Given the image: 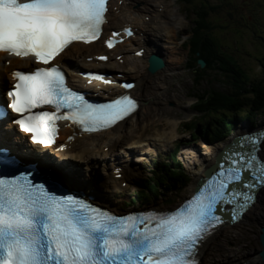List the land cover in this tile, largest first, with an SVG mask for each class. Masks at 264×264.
Wrapping results in <instances>:
<instances>
[{
	"label": "snow or ice",
	"instance_id": "snow-or-ice-1",
	"mask_svg": "<svg viewBox=\"0 0 264 264\" xmlns=\"http://www.w3.org/2000/svg\"><path fill=\"white\" fill-rule=\"evenodd\" d=\"M107 10V0H0V51L31 56L44 65L14 70L15 83L6 92L9 99L0 104V119L9 109L18 114L12 122L30 135L33 145H53L58 121L98 132L137 110V100L128 93L105 103H89L67 85L60 66L50 64L73 42L96 41ZM123 32L133 35L129 27ZM118 37L114 31L106 46L112 49L122 40ZM83 75L89 81L112 83L102 74ZM121 87L132 89L134 83ZM44 108L51 110H40ZM261 143L264 131L240 137L227 148L219 170L174 210L127 215L77 195L58 194L60 188L52 178L36 182L34 165L21 170L20 160L0 152V264H199V246L225 222L218 214L222 206L231 205L230 219L237 221L254 203L256 190L264 187Z\"/></svg>",
	"mask_w": 264,
	"mask_h": 264
},
{
	"label": "rangeland",
	"instance_id": "rangeland-1",
	"mask_svg": "<svg viewBox=\"0 0 264 264\" xmlns=\"http://www.w3.org/2000/svg\"><path fill=\"white\" fill-rule=\"evenodd\" d=\"M164 1L169 4L168 13L178 10L182 17V22L178 24L179 30L176 34V39L170 42L168 37L162 36L163 41L160 40L158 42L165 52L166 62L173 69L170 72L172 73L171 77L167 78L165 82L155 79L159 83L157 91L158 94L160 93L161 103L152 109L151 116L145 127L143 125L136 127L135 122L133 123L129 119L128 127L134 133L130 132L128 136L124 137L118 149L110 153L108 151L105 152L103 149L100 152L95 150L90 155V159L92 157L93 160L102 159L104 157L98 156L102 153L103 155H108L109 158H117L116 161L123 163V165H132L133 171L129 177L125 178L123 176L119 179L122 180L120 183L122 187H117L115 190L105 194V196L111 197L116 201L120 207L125 200L124 198L137 192V187L141 180L156 170V162H169L170 154L174 146L177 145L181 146L179 157L188 174V178L185 177V181L178 183L173 187L174 189L169 191H166L163 184L158 185L161 195L152 196L149 202L145 203L141 208L164 209V207L171 208L179 204L191 194L190 186L196 179L193 174V168L188 166L185 151L192 147L199 148L200 152L203 150L207 151L210 148L220 146L224 141H228L238 131L249 128L251 125L253 126L251 121L243 120L237 123L224 139L211 143L200 137L199 134L191 136L190 131L196 130V132H199V128L203 130L209 119L213 121V118L219 115V113L212 112L211 117H206V122L203 117L195 118L198 113L193 109L194 103L197 101L194 95L201 93L200 89L204 90V88L208 89L210 87L227 91L231 88L233 82L236 81L233 77L234 73L231 74L230 72V65L229 72H223L222 70L219 73L216 72V69L206 66L205 76L207 79L204 80L198 79L199 74L198 72L195 73L196 70L192 71L193 66L197 64L202 68L205 67L197 62L198 59L203 58L193 60L194 55L192 57L191 43H189L190 32L196 25L195 21L198 18L197 12L200 4L203 5V9L209 12L208 14L210 15L206 16V18L208 20L211 17V24H214L212 34L216 37L226 55L243 69L242 71L247 74L249 80L264 78L261 65V58L264 55V41L261 40L264 38V0H193V3H189V0ZM202 1L205 3H202ZM212 7L219 11H210ZM198 54L200 53L198 52ZM115 55L116 53H114ZM113 69L116 70V68ZM128 77L137 80V77L132 76L131 73L128 74ZM257 116L259 117L258 121L263 123L264 114H258ZM197 121H201L200 123L202 124L198 125ZM173 122H177L176 127ZM186 122L189 124L186 125ZM173 128L176 131L171 139L166 140L159 135L160 133L169 134L174 130ZM186 128L190 130L187 131L185 130ZM143 132L150 140L144 142L142 146H133L131 149L129 144L139 140L140 134H143ZM262 144L261 153L264 155V143ZM110 162H105V164L108 163L110 165L112 163ZM108 165L99 166L100 172L111 173L112 167ZM173 166L176 165L173 164ZM123 182H127V184L121 185ZM246 213L243 220L225 226L221 234L216 239H213L208 247L207 254L203 256V264H264L260 257H253L262 248L260 234L262 231L261 227L264 225V191L261 192L256 203Z\"/></svg>",
	"mask_w": 264,
	"mask_h": 264
},
{
	"label": "bare ground",
	"instance_id": "bare-ground-1",
	"mask_svg": "<svg viewBox=\"0 0 264 264\" xmlns=\"http://www.w3.org/2000/svg\"><path fill=\"white\" fill-rule=\"evenodd\" d=\"M168 9L169 4H167V2L164 0H113V3L111 4V10L108 15L109 22L105 26L106 29L110 30L112 28H122L124 26L132 25L136 29V35L126 39V41L118 45L112 51H108L110 56L113 51L116 53V60H114L111 56L107 62H99L98 65L105 68H117L119 70L118 72L121 73V78L128 76L129 73H131L132 76L137 77V86L132 93L140 100V108L136 113L130 116V118L128 117L127 119L119 122L117 125L107 131L93 134L83 133L82 135H74V133L69 130L68 127H65L63 134L61 135V139H63L62 142L66 145L64 150L53 154V149H49L46 152L50 160L52 159L55 163L62 164L61 166L63 171H65L66 168H72V173L77 180L83 176L79 171L81 166L84 165V168L88 172L92 171V176L95 179L93 186L96 187L101 194H108L109 191L115 190L117 187L120 188L119 185L122 180H118L116 178L115 172H111L109 174L106 172H100L101 170L95 167L91 162V153H93L95 150H99L98 152H100V150H102L104 147L110 150L108 153L118 149L123 138L128 136V134L132 131L128 127L129 119L132 120L133 123L135 122L136 127L142 125L145 127L149 121L148 119L151 116L152 109L161 103L160 93L158 94L157 91L159 83L155 79H160L165 82L167 78L171 77L172 73L170 72H172L173 69L166 62L165 52L158 42L160 40L163 41L162 36L168 37L170 42L176 39V34L179 30L178 24H181L182 17L178 10H174L173 13H168ZM142 47L146 48L144 55L142 57L135 55L136 50L141 49ZM103 52H105V48L102 45V41H96L95 43H91L89 45L75 43L62 53L59 60L61 61L62 65L66 67H72L73 72L70 74V81H75L77 85H83L82 80L74 72L80 71L82 67L97 65L96 62L88 63L86 61V56L100 54ZM152 54L162 55L165 58V66L153 75L148 69V59ZM117 57H120V59H117ZM10 59L12 67L17 65H26L31 61L30 58ZM4 63V53H0V87H2V84L6 79L9 69V67H7ZM115 75L117 77L118 74ZM108 91L110 90L108 89ZM173 125L176 127L177 122H173ZM5 128L10 133H14L16 135V140L14 141L24 140L26 138L19 134L16 131L15 126H12L11 124ZM173 129L174 130H172L169 134L160 133L159 135L164 139L169 140L175 135L176 129ZM241 131H243L241 133H244V131L247 132L246 130ZM238 134L239 133L236 135ZM73 135L74 138L72 140H66L69 136ZM149 140L150 139H148V137L145 136V133L143 132V134H140L139 140L130 143L129 146L130 148H133V146H142L144 142ZM226 142L228 141L222 142L220 146L210 148L207 151L203 150L204 152H200L199 148L193 147L188 148L185 151V157L188 162V166L193 168V174L196 178L194 183L190 186L191 194L195 192L198 182L203 176H205V171L213 165L218 155V151L220 152L221 148L226 146ZM261 150L262 147L259 149V155L262 157ZM98 156H104L108 158V155H103L102 153ZM109 160L112 162L110 165L113 166V171L116 169H122L121 172H123L126 177H129V175L132 173L133 167L131 165L123 166L119 162L114 161V157L109 158ZM88 174L91 175L90 173L86 172V177ZM86 179L87 178H81L79 184H82V182H84ZM262 191H264V187H262L257 192V198L260 196ZM105 202L114 205V208H118L116 201L111 199V197L107 198V196H105ZM176 207H178V204L171 208L164 207V209H157L161 211L170 210ZM246 214L247 213L245 212L241 220L245 218ZM228 225L230 224H223L221 229L215 230L212 235L205 239L199 246V264H203V256L207 254L208 247L210 246L213 239H216L221 234L222 229ZM253 257L257 258L259 257V254H256Z\"/></svg>",
	"mask_w": 264,
	"mask_h": 264
},
{
	"label": "trees",
	"instance_id": "trees-1",
	"mask_svg": "<svg viewBox=\"0 0 264 264\" xmlns=\"http://www.w3.org/2000/svg\"><path fill=\"white\" fill-rule=\"evenodd\" d=\"M189 3H193V0H189ZM202 3L205 2L202 1ZM198 7L196 25L191 29V35L189 36L192 57L194 55L193 60L203 58L206 61V66L216 69L217 73L222 70L223 72H229L230 65V72L231 74L234 73L233 77L236 79L227 91L210 87L208 89L204 88V90L200 89L201 93L194 95L197 101L194 103L193 109L198 113L195 118L203 117L206 122V117H211L212 112L219 113L217 117L213 118V121L212 119L208 120L203 130L198 127L199 132H196V130L190 131L191 136L199 134L200 137L211 143L224 139L227 134H230L235 125L243 120L251 121L253 126H262L264 124V121L263 123L258 121L259 117L257 116L258 114H264V78L248 79L247 74L226 55L216 37L212 34L214 24H211V17L208 20L206 18V16L210 15L208 14L209 12L203 9L202 4ZM210 11L219 10L212 7ZM260 37L263 38L262 36ZM261 40L264 41V38ZM261 65L264 72V55L261 58ZM206 66L204 68L198 64L193 66L192 71L196 70L195 73L198 72L199 80L207 79L205 76ZM197 122L198 125L202 124L200 123L201 121ZM185 124L188 125L189 123L186 122ZM185 130L189 131L190 129L186 128ZM180 148L181 146L178 145L172 153L176 166L171 167L170 163H158L157 170L153 173V176L143 179L137 194L131 196L130 204L136 205L137 202L140 205H144L149 202L152 196L161 195L158 185L163 184L166 191H169L174 189L173 187L178 183L185 181V177L188 178L183 164L178 160L177 153Z\"/></svg>",
	"mask_w": 264,
	"mask_h": 264
},
{
	"label": "water",
	"instance_id": "water-1",
	"mask_svg": "<svg viewBox=\"0 0 264 264\" xmlns=\"http://www.w3.org/2000/svg\"><path fill=\"white\" fill-rule=\"evenodd\" d=\"M198 61H199V63H200L201 65H204V66H205L206 63H205V61H204L203 59H199ZM164 65H165V62H164L163 58L159 57L158 55H155V54H154V55H151V56L149 57V67H148V69H149V71H150L152 74L158 72L161 68L164 67ZM239 138H240V137H239ZM239 138H238V139H239ZM238 139L232 141L230 144L228 143V144H227V145H226V146H225V147H224V148L218 153V155H217V157H216V159H215L213 165H212L211 167H209V168L205 171V176H203V177L201 178V180L198 182V185H197L196 190L202 185V183H203L206 179L210 178V176H211L212 174H214L215 171H218V170H219L218 167H217V165H218V163H224L223 156L226 154V150H227V148H228L229 146H233V145H234V142L237 141ZM261 147H262V146H260V149H261ZM238 150H240V151H246V149H244V148H240V149H238ZM258 155H259V152H258ZM259 157H260L261 159H264V157H261L260 155H259ZM225 166H226V165H225ZM246 177H247V174H246ZM261 188H262V187H260V188H258V189L256 190V194H257V192H258ZM257 199H258V198L255 197V201H254V203H256ZM254 203H252L251 206H252ZM251 206H250V207H251ZM231 207H232L231 205L222 206L223 211L219 212V213L221 214L222 218H223L224 221H225L224 224H225V223H226V224H234L235 222L241 220L242 217H243V215L245 214V212H248V210L250 209V207H248V209L242 214L241 218H239L237 221H231V219H230V215H229V209H230ZM221 228H222V227H220V228H218V229H221ZM261 230H262V231H261V234H260V242H261L262 248H261V250L258 251V254H259L260 259H261L262 261H264V225L261 227ZM198 251H199V250H198ZM199 262H200V259H199Z\"/></svg>",
	"mask_w": 264,
	"mask_h": 264
},
{
	"label": "flooded vegetation",
	"instance_id": "flooded-vegetation-1",
	"mask_svg": "<svg viewBox=\"0 0 264 264\" xmlns=\"http://www.w3.org/2000/svg\"><path fill=\"white\" fill-rule=\"evenodd\" d=\"M262 148H263V144H261ZM262 157H264V155L261 153Z\"/></svg>",
	"mask_w": 264,
	"mask_h": 264
}]
</instances>
